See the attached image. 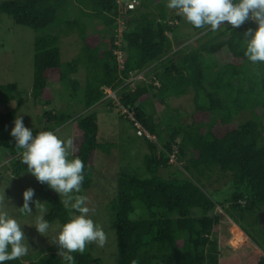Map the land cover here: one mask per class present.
I'll use <instances>...</instances> for the list:
<instances>
[{
    "label": "trees",
    "instance_id": "16d2710c",
    "mask_svg": "<svg viewBox=\"0 0 264 264\" xmlns=\"http://www.w3.org/2000/svg\"><path fill=\"white\" fill-rule=\"evenodd\" d=\"M118 17L125 19L121 33ZM91 19L100 24L88 32ZM10 20L36 33L33 100L52 105L57 83L77 93L74 75L83 67L84 109L103 101L104 88L110 87L136 136L140 137L132 118L157 134V142L140 137L147 148L141 165L134 169L129 162L132 169L115 175L108 210L115 228L116 264H264V221L259 215L264 212V62L247 58L244 38L248 28L256 27L253 21L239 28L225 23L215 31L210 26L195 28L168 9L167 0H136L124 13L117 0H0V21ZM66 34L76 35L82 46L75 58L62 61ZM222 49L228 51L229 62L216 59ZM140 72L142 78L131 84L128 80ZM187 94L193 102L189 122L182 123L177 114L159 130V107ZM23 103L16 83L0 82V165L8 163L14 176L27 171L22 150L10 135ZM55 110L40 113L41 126L33 132H54L76 122L79 133L73 138L71 158L84 163L78 194L85 195L94 184L95 155L109 154L117 146L98 139L94 111L79 115L66 108ZM245 111L250 118L236 123L234 117ZM174 150L175 162L169 163ZM215 173L228 179L223 185L231 192L224 199L208 191ZM32 183L48 206L49 223L66 222L70 210L62 196L34 177ZM223 218L238 226V242L227 231L221 242ZM72 256V264H101V257L87 245L83 253ZM32 257L5 264H68L54 250L43 249Z\"/></svg>",
    "mask_w": 264,
    "mask_h": 264
},
{
    "label": "rangeland",
    "instance_id": "374dc122",
    "mask_svg": "<svg viewBox=\"0 0 264 264\" xmlns=\"http://www.w3.org/2000/svg\"><path fill=\"white\" fill-rule=\"evenodd\" d=\"M124 20L123 17H118L119 32L125 27ZM99 24L100 22L97 19L88 20L87 31H95L99 27ZM35 35L36 33L33 29L15 24L13 20L9 22L0 21V82H14L18 85L20 99L23 100L24 103L17 111L16 117L22 116L25 126L33 130L40 128L41 119L39 118V114H42L45 109L61 110L66 108L71 112L73 110L77 111L79 115L87 113L86 111L88 110L84 109L82 102V90L86 78V69L83 67L74 75L79 85L77 93H73V89H69L64 84L57 83L53 86L54 103L52 105L44 107L39 100H33L30 91L33 82V40ZM194 38L195 37L191 38L189 41L192 42ZM81 46L76 35L73 34L68 36V34H66V36H63V42L60 48L62 61L75 58L80 54ZM117 54L121 62L122 58L120 52H117ZM216 59L219 63L229 62L230 56L228 51L226 49L218 51L216 53ZM143 72H146V70H143ZM143 72H140L141 75L130 78L129 82L132 83L131 81L133 79L142 78ZM145 79L147 78L145 77ZM49 85L52 86V83H49L48 86ZM104 92L107 93V96L112 98L113 104L110 103L111 100L108 99L94 105L88 111H94L96 113L98 139L100 141H112L116 144L117 148H112L109 154L99 151L94 158L95 180L93 186L85 191V196L87 197V206L90 209L89 216L104 230L106 242L102 247L96 242L88 243L87 246L92 247L95 255L101 257V264H116L115 228L108 210V204L115 192V175L121 170L126 171L127 168L132 169L133 167L128 166L129 162H131V165L136 166L134 169H136L138 165H141L143 154L147 152V148L143 139L136 136L135 129L130 121L126 116L121 114V107L116 104L113 97L114 91L106 88ZM168 101L166 106L162 104L159 107L160 117H162L159 130H161L165 124L173 122L170 117L176 116L177 114L181 116L180 121L182 123L189 122L190 113L193 111L191 94L176 98L173 97L168 99ZM248 118H250V114L245 111L235 116L234 120L236 123H239ZM54 133L61 139H71L73 142V138L79 133V130L76 122L71 121L57 128ZM71 152L72 148L70 149L69 158H71ZM138 169L140 171L142 167H138ZM165 173L164 171L162 172V174ZM32 180L33 176L28 172L22 173L20 176H14L9 170L8 163L3 162L0 165V195L5 193V197L9 202L6 210L14 215L23 225L22 228L29 244V250L25 257L30 255L31 257L33 256L32 258H36V255L38 256L43 249L59 252V248L55 244V236L60 223L58 221L50 223V229L43 236L36 231L33 225L35 223V218L41 214L40 207L42 205L46 213L48 206L44 201L40 200ZM227 181V178H220L219 175L215 173L211 178L210 185L207 187L208 191L210 193L212 192V194L216 195L219 199L226 198L231 192L229 185H223L227 183ZM28 187H32L35 190L33 201H39L41 203L36 207L35 203H31L30 207H32L33 213L31 215H22L17 208L22 207V193ZM62 198L64 199L63 196ZM223 220L225 221V225H223V229L219 233L221 242L223 243L225 239L226 231L232 235L234 234V239L238 242V226L229 218H223ZM236 241L235 243H237ZM242 243L243 242L240 241L237 243V246L240 247L243 245ZM61 257L67 260L64 256ZM67 263L72 264V260Z\"/></svg>",
    "mask_w": 264,
    "mask_h": 264
},
{
    "label": "clouds",
    "instance_id": "9594fccd",
    "mask_svg": "<svg viewBox=\"0 0 264 264\" xmlns=\"http://www.w3.org/2000/svg\"><path fill=\"white\" fill-rule=\"evenodd\" d=\"M167 8L175 10L193 27L210 26L213 31L225 23L239 28L246 21H253L256 27L248 28L244 33L245 55L253 63L264 62V0H167ZM106 88L114 91L113 97L116 104L121 107V113L126 112L116 97V91L110 87L104 89ZM107 98L113 102L105 93L103 101ZM128 111L127 117L132 118L131 111ZM138 124L145 130L142 134L136 131L140 137L144 135L150 141L157 142V134L147 131L140 122ZM10 135L15 140L16 148L22 150L20 155L23 165L27 166L26 172L39 183L46 184L59 196H63L62 203L70 210L67 221L59 225L56 232L55 244L59 248L58 254L71 261L72 253H83L88 243L96 242L102 247L106 242V234L89 216L87 197L78 194L84 180V163L78 157L69 158L72 140L61 139L53 131H38L34 134L33 129L25 126L22 116L14 119ZM34 196L35 190L32 187L23 191V205L17 208L22 215L33 213L31 203H35V207L41 203L33 201ZM8 203L5 193L0 195V264L21 258L27 255L29 250L23 225L6 210ZM45 211L41 205V214L35 218L33 225L42 236L50 229Z\"/></svg>",
    "mask_w": 264,
    "mask_h": 264
},
{
    "label": "built area",
    "instance_id": "2783aa9c",
    "mask_svg": "<svg viewBox=\"0 0 264 264\" xmlns=\"http://www.w3.org/2000/svg\"><path fill=\"white\" fill-rule=\"evenodd\" d=\"M118 4H119V11L121 13H124L126 10L131 9L134 7V2L135 0H131V1H124V0H117ZM121 33V31H120ZM136 126L138 127V134H142L145 133V130L140 127V125L138 124V122H135ZM175 152L176 150H174V153L172 152V154L169 155V162H175Z\"/></svg>",
    "mask_w": 264,
    "mask_h": 264
},
{
    "label": "water",
    "instance_id": "95a60500",
    "mask_svg": "<svg viewBox=\"0 0 264 264\" xmlns=\"http://www.w3.org/2000/svg\"><path fill=\"white\" fill-rule=\"evenodd\" d=\"M259 215H260V220H261V221H264V212L259 213Z\"/></svg>",
    "mask_w": 264,
    "mask_h": 264
}]
</instances>
